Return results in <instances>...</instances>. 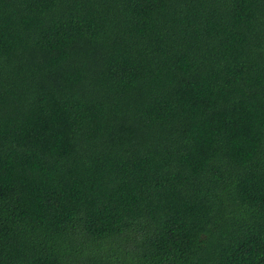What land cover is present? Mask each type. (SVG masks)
Segmentation results:
<instances>
[{
  "label": "trees",
  "instance_id": "16d2710c",
  "mask_svg": "<svg viewBox=\"0 0 264 264\" xmlns=\"http://www.w3.org/2000/svg\"><path fill=\"white\" fill-rule=\"evenodd\" d=\"M0 264H264V0H0Z\"/></svg>",
  "mask_w": 264,
  "mask_h": 264
}]
</instances>
